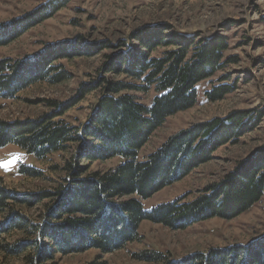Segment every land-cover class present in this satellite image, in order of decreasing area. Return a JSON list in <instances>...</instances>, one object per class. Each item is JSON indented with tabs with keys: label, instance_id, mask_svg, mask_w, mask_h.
<instances>
[{
	"label": "trees",
	"instance_id": "obj_1",
	"mask_svg": "<svg viewBox=\"0 0 264 264\" xmlns=\"http://www.w3.org/2000/svg\"><path fill=\"white\" fill-rule=\"evenodd\" d=\"M67 4L68 0H49L22 18L0 24V47L10 45ZM197 37L163 26L138 29L123 43L122 51L108 57L105 71L110 78L83 84L78 96L68 103L48 102L56 110L39 119L0 120V149L15 145L38 161L64 155L61 168H54L64 173V178L53 190L11 193L0 181V212L8 215L0 234L21 232L31 237L24 245H0L2 255L8 254L6 259L24 256L21 264H57L59 255L90 250L110 254L139 241L143 222L176 230L216 218L233 220L262 200L264 150L257 152L262 155L258 159L253 156L240 161L223 180L205 188L191 202L175 200L149 212L144 209V201L182 181L212 160L220 148L235 144L264 115V111L256 117L243 111L196 124L168 137L153 153L139 159L140 151L170 117L197 105L198 86L231 62L225 57L227 36ZM72 46L74 43L62 42L21 60H0V95L14 99L41 82L55 85L67 81L69 75L55 64L72 60ZM234 89L222 85L206 96L219 101ZM152 90L156 95L147 105L138 95ZM93 92H98L99 98L83 125L58 120ZM116 159L120 163L113 169L92 170L96 163ZM19 173L42 177L40 170L26 165ZM10 201L19 207L45 202L42 221L34 223L26 214L15 212ZM134 256L149 264H264V239L211 248L181 260L155 251ZM87 264L109 263L96 258Z\"/></svg>",
	"mask_w": 264,
	"mask_h": 264
},
{
	"label": "rangeland",
	"instance_id": "obj_2",
	"mask_svg": "<svg viewBox=\"0 0 264 264\" xmlns=\"http://www.w3.org/2000/svg\"><path fill=\"white\" fill-rule=\"evenodd\" d=\"M47 1L0 0V24L22 18ZM146 26L170 27L174 33L196 34L197 38L225 35L229 39L225 57L231 62L215 77L198 86V103L194 108L170 117L152 135L139 153L140 160L180 130L215 118H226L236 112H249L250 116L256 117L264 111V0H68L67 6L52 18L10 45L0 47V60L13 62L42 52L52 44L74 43L72 60L55 64L69 75V79L55 85L41 82L18 93L14 99L0 95V120L39 119L56 110L48 102L68 103L78 96L83 84L110 78L105 71L108 57L116 56L129 36ZM227 84L235 89L224 99L210 101L207 98L206 92ZM155 95L152 90L138 96L150 105ZM84 98L58 120L71 126L83 125L91 115L99 93L93 92ZM260 150H264V115L235 144L220 148L212 160L200 165L182 181L144 201V209L149 212L157 205L175 200L193 201L204 193L205 188L223 180L240 161L253 156L260 158L262 155H257ZM63 156L51 155L38 161L15 145L6 146L0 149V181L11 193L35 194L53 190L64 178V173L54 170L63 165ZM118 163L119 159L96 163L92 170L105 172ZM23 165L40 170L42 177L20 175L19 169ZM12 203L9 204L15 212L26 214L34 223L42 221L45 202L29 207ZM7 220L8 215L0 212V227L4 228ZM139 234V241L114 253L90 250L82 254L59 255L56 263L87 264L100 258L109 264H149L138 261L134 255L155 251L168 255L171 260H181L211 248L245 245L264 239V197L251 210L233 220L216 218L176 230L146 221L141 224ZM29 239L30 236L21 232L2 233L0 245H24ZM7 257L8 254L3 256L0 252V264H21L24 256Z\"/></svg>",
	"mask_w": 264,
	"mask_h": 264
}]
</instances>
